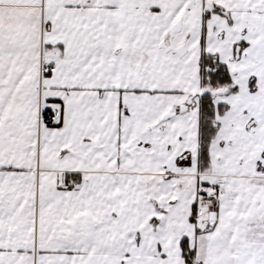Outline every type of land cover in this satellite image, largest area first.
Masks as SVG:
<instances>
[{
    "label": "snow or ice",
    "instance_id": "6c2138e0",
    "mask_svg": "<svg viewBox=\"0 0 264 264\" xmlns=\"http://www.w3.org/2000/svg\"><path fill=\"white\" fill-rule=\"evenodd\" d=\"M0 264H264V0H0Z\"/></svg>",
    "mask_w": 264,
    "mask_h": 264
}]
</instances>
